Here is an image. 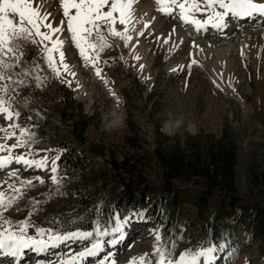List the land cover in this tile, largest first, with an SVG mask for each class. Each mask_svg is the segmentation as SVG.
<instances>
[{
  "label": "rangeland",
  "instance_id": "rangeland-1",
  "mask_svg": "<svg viewBox=\"0 0 264 264\" xmlns=\"http://www.w3.org/2000/svg\"><path fill=\"white\" fill-rule=\"evenodd\" d=\"M52 1L40 0L41 8H45ZM147 1L145 10L140 11L135 6L136 20L132 25V30L128 33L132 38L137 35L135 41L133 39L125 46L121 39L107 36L111 47L100 53V63L98 64L101 69L100 77L96 75L95 68L90 65L84 66V62L79 56V50L70 40L66 24L65 31L62 34H57L63 41V47L68 46L70 53L74 55L73 61L75 62L72 72L82 79L79 90L85 94L89 93L84 98L76 97L78 92L76 88L72 84L69 86L64 83L71 90L75 99V102L68 103V106L63 108L65 117L57 112V106L53 107L54 103L49 99L45 100L44 104L41 102V96L47 93L42 90L46 86L51 89L54 84L59 82L51 77L50 70L47 69L43 59V46L25 41L19 42L25 51V63L20 67L31 68V74L25 78L28 81V86L25 87L24 93L18 91L12 106L16 111L23 108L28 109L29 113L37 111L35 117L32 118L38 123L36 137L48 147L42 148L34 145L17 148L14 150L15 153L27 154L31 152L32 155L28 156L30 159H40L45 155L55 156L60 153L58 142L68 141L90 152L97 165L106 164L109 167L111 165L109 159L112 158L119 162L124 157L131 169L119 175L113 174V176L105 178L106 181L104 179L100 181L92 192L90 202L82 203V206L77 202L75 187L69 182L70 176L63 174L58 178L62 183L57 190V185L51 181V176L54 175L50 171L51 163L47 168L34 174L21 167L0 172L1 176L8 177L9 184H14L16 187H20L19 182L9 179L8 175L12 170H19L18 175L21 178L33 181L34 187L27 190L25 198L20 201L21 210L7 214L13 221L27 219V214L30 211L33 213L32 209H36L39 202L33 201L35 207L31 206L30 209H26L28 205L24 203L28 199L35 198L41 199L43 206L39 212L37 211L31 216L34 225L52 230L43 239H48V235L66 234L74 231L93 233L90 240L70 239L31 258V253H29L19 261V264H58L59 261L66 260L71 255L90 247L96 239L103 241L104 251L98 256L88 257L83 264H99V261L112 250L114 254H122L136 241H139L138 256L150 253L148 259L154 261L153 230H160L161 224L153 215L148 214L141 204L135 207H128L130 205L124 204L120 208L121 213L116 214L121 218L130 216L132 219L124 231V239L115 246L110 245L108 241L112 240L114 236L118 237L119 234L97 237L96 228L94 230L75 228L73 223L67 229L65 224L55 226L48 220L49 211L63 209L68 211V214L70 211H76L71 214L78 215L75 220L78 226L84 223L83 218L103 206L109 207L113 203L115 196L113 191L116 187L121 186L123 180H130L140 173L147 179L149 195L153 197L160 192V170L152 154L153 148L160 142L166 144L173 143L174 140L181 142L186 139L193 142V138L200 133L217 137L221 134L225 123L230 126L238 141L235 182L241 206L235 207L233 215L224 214L221 217V220L230 226L232 236H230L229 242L225 243L227 246L224 251L213 254L216 256L213 264H264V237L258 236L255 229H252L247 216L254 204L263 205L264 203L262 182L257 184L253 181L252 183L255 172L264 171V15H259V21L253 30H250L251 28L247 25H251L256 20L250 21V24H248L249 20L245 21L247 25L244 26V30H241L247 31L249 35L254 30L258 32L254 37H250L248 45L241 44L246 48L247 53H241L237 59L226 60V80L223 81L224 74H221L218 68L216 69L218 67L215 64L217 62L216 48L207 42L201 46L192 47V56L186 57L187 48L185 51H181L180 40L177 37L165 42L163 35L160 36L159 33H156L153 27L156 20H159L161 12L157 11L158 5L155 0ZM254 2L264 3V0H254ZM57 8L53 15L51 13L50 21L54 15L62 11L61 7ZM176 10L173 11L171 20H179V14H177L179 10H177L178 12ZM233 18L230 15L226 21L230 22ZM141 29H144V32ZM117 30H120V27ZM178 30L188 36L191 33L190 36H193L195 31L198 32L193 25L183 28L181 26ZM42 31H47V29L42 28ZM141 32L143 35H140ZM167 33H172L171 28ZM200 38L204 41L208 38L207 33ZM233 41L237 43L236 40ZM48 46L51 45L48 44ZM133 49H138L143 56L142 61L148 63L147 69L144 70L147 77H142L140 72L137 73L132 56L135 51L132 52ZM54 56L58 59V54L54 53ZM193 60L197 63L192 64ZM103 61H107V63ZM189 64L192 65L191 68L187 67ZM234 66L240 74L236 87L229 81V68H234ZM36 75L46 77L45 83L40 88L35 87L34 84L33 78ZM62 75L65 80L70 79V75L63 73V70ZM217 84L220 86L219 88L216 87ZM115 92L120 98L119 102L121 103L118 105L122 120L120 125L109 126L105 119L113 105ZM25 101L28 102L27 107L24 106ZM76 102L82 103L83 112L89 118L82 142L77 141L74 136L72 119L69 117L71 111L75 109ZM8 123V121L0 120V126H6ZM3 135L0 133V137ZM17 136H19L18 130ZM13 142V140H0V143L9 145ZM45 149L51 151H45ZM36 177H40L45 183L41 185ZM52 187L55 190L54 194H58L59 191L60 194L50 199L51 197H47V194L53 189ZM174 188L180 191L179 195L184 199L180 209L182 230L174 238L177 241V247L173 250V258H178L180 253L188 249L200 250L199 246L203 243L202 236L208 222L214 223L215 220L220 219V216L214 212L211 213V209H215L213 205L221 203L222 198L216 194L210 196L211 209L206 208V210L200 211L203 206L197 205L196 197L202 195V189L205 188L203 183L174 181ZM3 190L9 191L7 185L3 187ZM84 196L85 194L79 195L80 199ZM199 212L200 214L197 215ZM136 213H142V216L135 215ZM59 227L64 229L55 232L54 230ZM100 230L105 231L103 228ZM28 235H36L35 227L28 229ZM220 243L223 242L215 241L213 244ZM118 249L120 253H117Z\"/></svg>",
  "mask_w": 264,
  "mask_h": 264
},
{
  "label": "snow or ice",
  "instance_id": "snow-or-ice-1",
  "mask_svg": "<svg viewBox=\"0 0 264 264\" xmlns=\"http://www.w3.org/2000/svg\"><path fill=\"white\" fill-rule=\"evenodd\" d=\"M59 2L63 19L58 26L54 27L49 19L51 13L42 11L40 0H0V120L9 122L6 126H0V133L4 134L0 140L14 141L10 145L0 143V153H5L0 155V170H7L13 164L23 165L25 168L45 169L51 163L50 171L54 174L51 176V181L57 185V190L62 183L61 179L55 175L58 172L59 155H45L40 159H30L28 156L32 155L31 152L16 154L14 151L17 148L31 147L37 143L36 134L31 131V126L16 122L21 118V112L16 111L12 106L18 91L28 86L25 78L31 74V68L20 67L25 63V51L19 42L42 45L43 59L47 69L50 70L51 77L71 86V81L64 79L62 70L63 73L72 76H75V73L71 71L69 63L66 62V50H63V41L57 35L65 31L66 24L70 40L79 50L84 66L90 65L95 68L96 75L100 77L101 69L98 66L100 53L111 47L107 36L119 38L127 46L132 40L128 33L132 30V25L136 20L135 5L139 3V0H59ZM155 2L158 5L157 10L166 16H171L174 9H178V18L185 24L195 26L197 31L209 25L222 30L227 26L226 18L230 15L237 18L251 17L257 13L264 15V3H257L254 0H155ZM204 16L206 19L198 18ZM117 24L123 26V30H117ZM42 28L47 31H42ZM172 32L174 33L175 29ZM54 53H58V59ZM135 59L139 60L140 57L136 56ZM103 62L107 63V61ZM195 63L197 62L193 60L192 64ZM191 66L189 64L187 67L191 68ZM143 67L140 65L141 71ZM33 79L35 87L40 88L45 83L46 77L36 75ZM216 87L220 86L217 84ZM27 103L25 101V107ZM25 119H31V117ZM17 130L19 136H17ZM45 151L51 150L45 149ZM18 173L19 170H12L8 175L9 179L17 180L20 187L9 184L7 181L0 182V257L11 258L10 264H19L25 250L30 249L36 253H42L70 239L90 240L92 238V232L74 231L48 235L47 240L43 239L52 230L34 225L31 219L34 213L31 211L27 214V219L20 221L10 219L7 214L13 211L19 212L21 210L20 201L25 198L27 190L34 187L31 179H23ZM36 180L41 185L45 183L40 177H36ZM4 185H7L9 191L3 190ZM28 204L35 207V203L31 200ZM135 215L142 216V213ZM114 219L115 227L110 231H101L98 222L96 228L97 237L119 234L118 237L114 236L108 241L112 246L124 239V227L131 222L132 217L121 218L116 215ZM30 227H35V236L28 235ZM153 236L155 260H149L148 257L151 254L146 253L130 258L129 264H200L201 258L204 264H213L216 260L213 254L224 251L227 246L225 243L213 244L212 241L206 239L199 246L200 250L188 249L180 253L178 258H173V250L177 247V241L163 235L159 229L153 230ZM103 251V241L96 239L90 247L71 255L66 260L59 261L58 264H77L78 261L86 257L98 256ZM99 264H115L112 254H106Z\"/></svg>",
  "mask_w": 264,
  "mask_h": 264
},
{
  "label": "trees",
  "instance_id": "trees-1",
  "mask_svg": "<svg viewBox=\"0 0 264 264\" xmlns=\"http://www.w3.org/2000/svg\"><path fill=\"white\" fill-rule=\"evenodd\" d=\"M38 74V72H37ZM51 85V84H50ZM53 88L45 87L42 92L47 91L41 96V102L48 100L53 102V107L58 109L62 117L63 108L68 106V103L75 102L71 90L60 81L53 85ZM25 88L20 89L24 93ZM52 97V99H50ZM44 104V103H43ZM61 112H60V111ZM21 118L18 120L22 125L31 126V131L37 134V122L32 118L35 117L37 111L31 113L28 109H20ZM31 117V119H25ZM72 129L77 141H83V133L89 123L87 114L83 112L81 102L75 103V109L71 111ZM194 141L188 139L174 140L173 143L162 144L158 143L152 150L153 157L160 170V192L151 197L146 184L147 179L142 173L133 177L130 180H123L121 186L116 187L113 191L114 201L107 207L103 206L101 209L94 211L86 218H83L84 223L76 225L75 221L77 214H68L66 210L49 211L48 220L55 226L65 224L67 229L73 223L76 227L82 229L97 228V222L100 228L109 230L115 224V215L120 214V208L124 204L130 205L128 207H135L142 205L146 212L153 215L161 224L160 231L163 235L174 239L175 236L182 230L181 228V204L184 199L179 195L180 191L174 188V181H195L204 184L203 193L196 197L197 205L203 206L201 210L206 208L211 209L210 196L216 194L222 198L221 203L213 205L215 209H211L214 214L220 216V219L215 220L214 223L207 224L204 230L202 241L210 240L228 243L232 233L230 226L221 220L224 214L233 215L234 209L239 205L240 196L237 194V187L235 182V165L236 155L238 151V141L236 135L230 129V126L225 123L224 128L219 136H212L206 133H200L195 136ZM38 147L46 148L48 145L42 144L38 139L34 144ZM32 145V146H34ZM59 148L62 150L60 159L57 161L58 178L66 174L70 176L69 182L75 187V196L77 197L80 206L82 203H89L92 198V192L95 186L103 179L109 176L119 175L125 171H129V164L126 158H122L119 162L115 159H109L111 164L109 167L106 164H95L93 155L85 149L81 148L75 143L68 141L58 142ZM129 161V160H128ZM133 167V165H130ZM260 180V181H259ZM262 182V194L264 195V171L254 174L252 183ZM144 183V184H143ZM55 187V186H54ZM53 188V187H52ZM54 188L48 192L47 197H54L60 194V191L55 193ZM85 196L80 199L79 195ZM85 198V199H83ZM26 200V209H30L31 205ZM227 200V201H226ZM31 201L39 202L36 209H32L33 213L37 209H42L41 199H32ZM39 212V211H38ZM200 214L197 213V215ZM251 223L252 229L260 237H264V203L263 205L254 204L247 215ZM64 228H56L54 231L59 232ZM264 245V238H263Z\"/></svg>",
  "mask_w": 264,
  "mask_h": 264
},
{
  "label": "bare ground",
  "instance_id": "bare-ground-1",
  "mask_svg": "<svg viewBox=\"0 0 264 264\" xmlns=\"http://www.w3.org/2000/svg\"><path fill=\"white\" fill-rule=\"evenodd\" d=\"M146 1L147 0H139V3L137 5H135V6H137V8L140 11L143 10V9L145 10L146 9V5L148 4V3H146ZM34 6H35V3H34ZM57 7H61L59 0H53L51 3H48L45 6V8L42 9V11L50 12L53 15L54 12H55L54 11L55 8L58 9ZM217 10H219V9H217ZM177 14H179V12ZM259 15L260 14L257 13V15L254 14L251 17H239V18L234 17L233 20H230V22L226 21L227 26L225 28H223L222 30H218V29L212 28L209 25V26H206L205 29H201L198 32L195 31L193 33V36H190L192 34L191 33L189 35L190 36L189 37L188 35H185L182 31L180 32V30H178V29L181 26L183 28V27L189 26L190 24H185L180 19L178 21L171 20V16H166V15H163L161 13V16H160L159 20H156L153 28H154V30H156V33L160 34V36L163 35V37H164L163 39H165V40H168V39L169 40L170 39L174 40V38L177 37V39L180 40L179 48L181 49V51H185L186 48H187V50L185 51V54L187 55L186 57L192 56L191 55L192 54V49H193L192 47L197 46V45L201 46L203 44H206L207 42L211 43L212 47H215L216 51H217L216 52L217 62L215 64L218 65V67H216V69L218 68L219 72L221 74H224V78L222 77V80L225 81L226 80L225 79V70L227 69L226 68L227 65L225 64L226 60L227 59H237L241 53H247L246 48H244L242 45H248V42L250 41L249 40L250 37L251 36L254 37L255 33L258 32V31L254 30V31L250 32L251 35H249V33L247 31H243L244 30L243 29L244 26L247 25L245 21L249 20L248 24H250L249 23L250 21L256 20V21L252 22L251 25H247L248 27L251 28L250 30H253L254 28H256L255 26H257V23L259 21L258 20ZM62 17H63L62 11H59L56 15H54V17H53V19L51 21L54 27L59 25L58 22L62 19ZM201 19H206V16L202 17ZM116 26H117V28L120 27V30L123 29V26H121L119 24H117ZM170 28H171V30L175 29V32L174 33L172 32V33L168 34L167 32H168V30ZM241 29H243V30H241ZM154 33H155V31H154ZM205 33H207L208 38H206L203 41V40H201L200 37L203 34H205ZM197 34H200V35L196 36ZM136 38H137V35H135L132 38V40L134 39V41H135ZM197 39H200L201 41H198ZM132 40H131V42H132ZM233 40H236L237 43H235V41H233ZM238 44H240V45H238ZM63 50H66V62L69 63L71 71H72V69H74L73 68V64L75 62V61H73V59H74L73 56L74 55H72V53H70L71 51L68 48V46L67 47H63ZM132 52H133V54H132L133 61L135 62L137 73L140 72L142 77H147L146 74H144V72H146L144 70L147 69L148 63H145V62L142 61V57L143 56H141L142 54L140 53V51L138 49H133ZM56 54H58V53H56ZM136 56H139L140 59L139 60L135 59ZM140 65L144 66L143 67V71L140 70ZM235 69H236L235 66H234V68H231V67L229 68V81L231 82V84L234 87H236V82L240 79V74ZM68 81H71V84L76 88V91H78L76 93L77 94L76 97L84 98V97H86V95L89 94V93L85 94V93H83V92H81L79 90L80 86L82 85V79L80 77L70 75V79H68ZM113 100H114L113 105L109 109V112L107 113L106 119H105V122L109 126L120 125L121 124V120H122L121 112L119 111V105H118L121 102H119L120 98H119L117 93H116V96L114 97ZM0 155H3V154L0 153ZM14 167H21V168L25 169L26 171L30 172L31 174H34L35 172H39L41 170V169H37L35 167H33V168H25L23 165H19V164H13V165H11L9 167V169L10 168L13 169ZM3 171L4 170H0V172H3ZM7 179H8V177H3V176L0 175V182H5V181H7ZM127 228H128V225H125L124 231ZM154 244H155V241H154ZM138 245H139V241H136V243L131 248H129L127 251L123 252L122 254L120 252H118L119 249L117 250V253H120V254H114L112 252L113 251L112 250L111 251L112 260L115 262V264H129L130 258L139 257L138 253H137ZM29 253H31L30 254V258L33 257L34 255L36 256L38 254H41V253H36V252H34V251L29 249V250H25L24 256L28 255ZM87 258L88 257L84 258L81 261H78L77 264H83ZM9 261H10L9 258L0 257V264H10ZM200 264H204L203 258H201Z\"/></svg>",
  "mask_w": 264,
  "mask_h": 264
}]
</instances>
